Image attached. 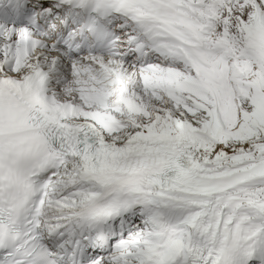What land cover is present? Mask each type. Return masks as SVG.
Wrapping results in <instances>:
<instances>
[{
  "label": "snow or ice",
  "instance_id": "1",
  "mask_svg": "<svg viewBox=\"0 0 264 264\" xmlns=\"http://www.w3.org/2000/svg\"><path fill=\"white\" fill-rule=\"evenodd\" d=\"M0 264H264V0H0Z\"/></svg>",
  "mask_w": 264,
  "mask_h": 264
}]
</instances>
